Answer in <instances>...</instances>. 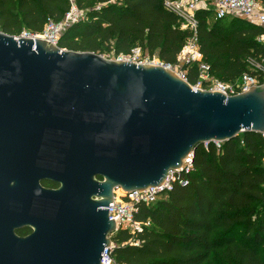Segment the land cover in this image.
<instances>
[{
    "label": "water",
    "instance_id": "1",
    "mask_svg": "<svg viewBox=\"0 0 264 264\" xmlns=\"http://www.w3.org/2000/svg\"><path fill=\"white\" fill-rule=\"evenodd\" d=\"M247 132L264 134V85L227 97L162 65L0 32V264L25 262L4 217L24 181L60 185L42 186V264H102L114 190L161 187L199 145Z\"/></svg>",
    "mask_w": 264,
    "mask_h": 264
},
{
    "label": "trees",
    "instance_id": "2",
    "mask_svg": "<svg viewBox=\"0 0 264 264\" xmlns=\"http://www.w3.org/2000/svg\"><path fill=\"white\" fill-rule=\"evenodd\" d=\"M166 0H76L86 20L61 37V49L98 55H130L139 48L150 58L177 65L191 37ZM264 3V0H259ZM68 0H0V32L40 33L49 19L62 20ZM198 41L211 74L233 83L253 74L249 59L264 58L258 37L264 29L242 18L213 20V10L197 13ZM211 20L214 23H210ZM195 86L197 64L183 69ZM264 138L247 132L237 139L199 145L186 186L175 184L166 198L141 206L139 221L152 227L129 244L128 232L112 236L114 257L123 264H264Z\"/></svg>",
    "mask_w": 264,
    "mask_h": 264
},
{
    "label": "built area",
    "instance_id": "3",
    "mask_svg": "<svg viewBox=\"0 0 264 264\" xmlns=\"http://www.w3.org/2000/svg\"><path fill=\"white\" fill-rule=\"evenodd\" d=\"M70 9L61 21L56 22L49 19L40 33L23 31L20 35L14 36L17 40L31 38L50 41L58 46L63 34L75 23L86 20V14L80 10L76 0H68ZM166 8L175 13L181 24L183 31H189L191 37L178 56V63L197 64L199 68V78L195 89L206 91H218L227 97L236 96L249 91L253 87L264 85V58L249 59L250 68L253 74L245 73L242 77L233 83H224L216 79L211 74L210 66L207 65L202 57L198 41L199 21L197 13L202 10H213V20L242 18L251 24L264 29V3L259 0H212V9H208L203 0H166ZM259 43L264 47V33L258 37ZM63 50V49H62ZM141 49L132 50L130 55H125L120 61L133 62L136 64L162 65L167 69L176 71L177 65L165 64L157 57L148 58L146 61L141 59ZM177 72V71H176ZM183 78H186L184 71L177 72ZM264 138V134L262 135ZM217 148L221 143H214ZM209 144H205L207 147ZM195 153V152H194ZM194 153L187 157L182 167L176 171H171L165 183L161 187L148 188L143 192L131 191L125 192L122 189L114 190L113 206L103 208L109 210V218L115 221L117 232L125 231L131 236L129 244L140 246L141 241L137 240V235L144 232L145 229L152 227L151 220L139 221L136 216L140 213L141 206L151 207L156 204L162 196L172 191L175 184L186 186L189 183V176L194 171ZM264 155V152H263ZM117 190H122L123 195L117 199ZM115 233V234H116ZM114 234V235H115ZM116 247L114 243L109 248H105L102 255V264H123L117 261L113 254Z\"/></svg>",
    "mask_w": 264,
    "mask_h": 264
},
{
    "label": "flooded vegetation",
    "instance_id": "4",
    "mask_svg": "<svg viewBox=\"0 0 264 264\" xmlns=\"http://www.w3.org/2000/svg\"><path fill=\"white\" fill-rule=\"evenodd\" d=\"M23 183L29 188L14 190V196L5 210L4 222L9 233L14 236L9 245L13 257L25 260L18 264H42V212L43 217H46L47 212L46 206L42 208V186L56 190L60 185L48 180H29Z\"/></svg>",
    "mask_w": 264,
    "mask_h": 264
},
{
    "label": "rangeland",
    "instance_id": "5",
    "mask_svg": "<svg viewBox=\"0 0 264 264\" xmlns=\"http://www.w3.org/2000/svg\"><path fill=\"white\" fill-rule=\"evenodd\" d=\"M203 3H204V4L206 3L208 9H212V0H203ZM210 23H214V21L211 20ZM63 50H67V49H63ZM67 51H68V50H67ZM124 56H125V55L116 56V55L113 54V53H112V54H106V55H103L104 58L109 59V60H113V61H117V60H119V59H124V58H123ZM140 56H141V59H142L143 61H146V59H148V58L150 57V56L148 55V53H144L143 51H141ZM156 59L158 60V58H156ZM185 65H186L185 62L178 63V64H177V67H176V71H177V72H181V71H183ZM193 65H194V63H193ZM164 198H166V194H165L164 196L161 197V199H164ZM161 199H160V200H161Z\"/></svg>",
    "mask_w": 264,
    "mask_h": 264
},
{
    "label": "bare ground",
    "instance_id": "6",
    "mask_svg": "<svg viewBox=\"0 0 264 264\" xmlns=\"http://www.w3.org/2000/svg\"><path fill=\"white\" fill-rule=\"evenodd\" d=\"M124 193H123V191L122 190H117V192H116V195H117V199H119L120 198V196H122Z\"/></svg>",
    "mask_w": 264,
    "mask_h": 264
}]
</instances>
